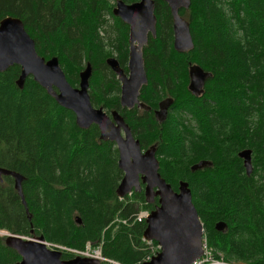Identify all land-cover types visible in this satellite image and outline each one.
Wrapping results in <instances>:
<instances>
[{
    "label": "trees",
    "instance_id": "1",
    "mask_svg": "<svg viewBox=\"0 0 264 264\" xmlns=\"http://www.w3.org/2000/svg\"><path fill=\"white\" fill-rule=\"evenodd\" d=\"M115 1L0 0V19H21L37 53L57 57L72 86L91 64L92 105L116 109L143 149L156 146L159 172L174 190L188 183L215 259L264 264V0H191L179 10L193 40L185 52L173 48L167 3L154 0L156 35L143 47L147 84L139 96L149 111L120 106V82L106 64L114 56L126 71L128 62V25L112 14ZM189 63L211 73L199 96L187 88ZM19 73L17 64L0 71V166L24 176L30 219L13 178L1 176L0 229L70 249L99 246L106 259L99 264L146 261L157 243L143 240L146 224L135 214L154 206L143 191L116 195L123 172L115 143L101 140L95 124L79 128L31 76L18 88ZM166 96L174 101L158 123L152 110ZM244 148L252 150L250 175L237 155ZM200 160L208 165L192 171ZM18 260L0 236V264Z\"/></svg>",
    "mask_w": 264,
    "mask_h": 264
},
{
    "label": "water",
    "instance_id": "2",
    "mask_svg": "<svg viewBox=\"0 0 264 264\" xmlns=\"http://www.w3.org/2000/svg\"><path fill=\"white\" fill-rule=\"evenodd\" d=\"M167 3L173 30V48L178 52L193 48L188 21L179 14L181 8H188L191 0H163ZM154 0H137L127 3L116 0L112 14L129 26L128 33V73L124 72L113 56L106 59V64L117 75L121 83L120 105L128 109L135 104L148 109L139 101V93L147 84L144 68L143 47L147 44L149 34L156 35V15ZM17 64L20 73L15 83L22 88L25 79L31 76L54 98L58 105L71 110L75 115V123L79 128L87 129L95 124L101 140L113 141L118 150V167L123 176L116 188L120 198L141 189L144 184V197L147 203L158 197V204L145 218L143 239L155 241L159 251L150 260L136 264H192L203 254V224L192 201L188 183L180 181L177 190L166 182L159 172V161L156 146L142 149L140 141L133 135L124 118L113 110L108 115L102 107H94L88 94L89 79L92 73L90 63L79 72L77 86H72L59 65L58 58L48 59L39 55L35 49L34 39L24 28L18 17L5 16L0 19V71ZM211 75L196 63L188 65L187 88L195 96L203 93L206 79ZM174 99L165 97L154 110V117L162 123L168 115V109ZM247 175L252 172V150L244 148L238 151ZM208 165L207 160H200L191 165V170H198ZM9 175L13 178V186L28 214L21 184L24 176L19 172L0 166V177ZM80 222V219L76 217ZM215 228L223 231L226 223L217 221ZM4 243L16 251L20 260L13 264H99V260L91 257L74 256L63 259V252L47 246L44 236L25 237L15 233H4Z\"/></svg>",
    "mask_w": 264,
    "mask_h": 264
},
{
    "label": "built area",
    "instance_id": "3",
    "mask_svg": "<svg viewBox=\"0 0 264 264\" xmlns=\"http://www.w3.org/2000/svg\"><path fill=\"white\" fill-rule=\"evenodd\" d=\"M148 215V210L141 209L138 211V213L135 214V220L137 221H143ZM147 243L151 244V241H147ZM47 246L53 249H58L61 251L70 252L73 254V256H83V257H91L98 259L99 261L106 260L101 253V249L99 246L97 247H91L89 244L85 246L84 249L78 250V249H70L65 246L57 245V244H51L46 242ZM49 244V245H48ZM202 248H203V254L200 258L196 259L192 264H230L223 262L221 260H217L213 257V252L210 248L207 247L205 237L203 236L202 240ZM160 249V246L158 244L151 245V253L147 255L146 261L150 260L153 255H155Z\"/></svg>",
    "mask_w": 264,
    "mask_h": 264
},
{
    "label": "flooded vegetation",
    "instance_id": "4",
    "mask_svg": "<svg viewBox=\"0 0 264 264\" xmlns=\"http://www.w3.org/2000/svg\"><path fill=\"white\" fill-rule=\"evenodd\" d=\"M127 3H129V2H127ZM114 5H115V3H114ZM128 33H129V26H128ZM128 53H129V50H128ZM109 57H111V56H109ZM114 57V56H113ZM118 61V60H117ZM120 65V64H119ZM127 65H128V62H127ZM109 67V66H108ZM110 68V67H109ZM123 68V67H122ZM123 70H124V72H126V73H128V69H127V66H126V71H125V69L123 68ZM116 75V74H115ZM116 77H117V75H116ZM117 79H118V77H117ZM119 80V79H118ZM188 80H189V78H188ZM120 82V81H119ZM88 90H89V87H88ZM141 91V90H140ZM120 93H121V83H120V88H119V103H120ZM88 94H89V91H88ZM139 96H140V93H139ZM90 97V96H89ZM166 97H168V96H166ZM170 97V96H169ZM165 98V97H164ZM163 99V98H162ZM139 101L140 102H142V103H144L143 101H141L140 100V98H139ZM160 101V100H159ZM159 103V102H158ZM145 104V103H144ZM147 107H149L148 109H144V108H141V107H139V106H137V104H135L132 108H130V109H128V108H126V107H122L121 105V107L122 108H126V109H128V110H131V109H133L134 107H137L138 109H141V110H143V111H149L150 109H151V107L150 106H148L147 104H145ZM94 106V105H93ZM94 107H97V106H94ZM98 107H102V106H98ZM158 108V104H157V107L155 108V109H153L152 110V112H153V115H154V110H156ZM102 109L108 114V115H110V113L113 111V110H116V109H112V110H110L109 112H107L103 107H102ZM117 111V110H116ZM120 115H121V113L119 112V111H117ZM169 112H170V107H169V109H168V114H169ZM122 116V115H121ZM123 117V116H122ZM124 118V117H123ZM155 118V117H154ZM116 145V144H115ZM143 149V148H142ZM140 185H141V189L140 190H137V191H143V193H144V184L143 183H140ZM149 204H152L154 207L158 204V197L157 196H154L153 197V201L152 202H150ZM153 207V208H154ZM145 221V220H144ZM33 229H30V233H33ZM0 233H2V232H0ZM34 236H37V235H31V237H34ZM28 237V236H27Z\"/></svg>",
    "mask_w": 264,
    "mask_h": 264
},
{
    "label": "rangeland",
    "instance_id": "5",
    "mask_svg": "<svg viewBox=\"0 0 264 264\" xmlns=\"http://www.w3.org/2000/svg\"><path fill=\"white\" fill-rule=\"evenodd\" d=\"M128 195H130V194H128ZM0 232H3V233H6V232H7V233H10L9 231H7V230H3V229H0ZM0 236H4V234H1V233H0ZM48 245H49V244H48Z\"/></svg>",
    "mask_w": 264,
    "mask_h": 264
},
{
    "label": "bare ground",
    "instance_id": "6",
    "mask_svg": "<svg viewBox=\"0 0 264 264\" xmlns=\"http://www.w3.org/2000/svg\"><path fill=\"white\" fill-rule=\"evenodd\" d=\"M1 234H4L3 232Z\"/></svg>",
    "mask_w": 264,
    "mask_h": 264
}]
</instances>
